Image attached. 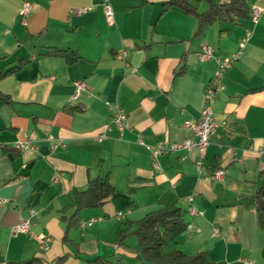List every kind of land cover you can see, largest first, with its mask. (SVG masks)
I'll return each mask as SVG.
<instances>
[{"label":"crops","instance_id":"obj_1","mask_svg":"<svg viewBox=\"0 0 264 264\" xmlns=\"http://www.w3.org/2000/svg\"><path fill=\"white\" fill-rule=\"evenodd\" d=\"M165 1L31 0L24 17L23 0H0V73L22 64L0 77V264L34 257L36 264L88 258L148 264L124 246L126 239L115 242L118 230L171 203L187 211L193 226L176 240L182 251L206 252L205 264H264V225L254 202L264 170V0H247V18L218 20L201 37L194 35L197 18L164 10ZM190 1L209 7L207 0ZM254 8L261 11L256 22ZM203 44L214 49L206 62L199 59ZM50 50L73 51L79 59L69 63ZM239 50L213 104L218 128L200 169L195 147L154 159L149 146L194 137L185 123L198 120L207 104L217 58ZM77 81L87 89L74 101ZM118 106L127 127H113L98 140ZM25 140L31 144L17 148ZM218 169L225 175L213 177ZM106 173L115 194L81 209L77 225L68 228L75 191ZM27 218L31 230L14 233ZM39 234L52 237L45 253Z\"/></svg>","mask_w":264,"mask_h":264},{"label":"trees","instance_id":"obj_2","mask_svg":"<svg viewBox=\"0 0 264 264\" xmlns=\"http://www.w3.org/2000/svg\"><path fill=\"white\" fill-rule=\"evenodd\" d=\"M207 1L209 7L206 10H200L190 0H168L163 3V9L177 8L187 15L197 18L198 23L194 33L196 37L203 36L206 28L218 20H229L232 23H237L247 18L250 11L247 0ZM47 53L61 55L69 63L79 59L77 53L69 50H50ZM21 66L20 63L18 66L0 73V77L18 70ZM69 110H73V108ZM261 176L263 181L254 194V202L260 222L264 225V170H262ZM115 192L116 190L110 183L108 173L91 178L87 189L75 191L74 206L76 211L71 217L68 228L77 225L78 213L81 209L101 206L107 203ZM186 215L187 211L176 203L160 205L157 209L147 212L133 226L120 227L117 233L118 241L124 243L128 235L135 234L138 238L140 257L148 264H205L203 259L206 252L189 254L175 246H169L171 241L176 242L177 238L187 231L189 223L185 219ZM61 259L63 260L64 257ZM37 262L38 258L34 257L24 261L9 262L8 264H36ZM207 264L218 263L210 262Z\"/></svg>","mask_w":264,"mask_h":264},{"label":"built area","instance_id":"obj_3","mask_svg":"<svg viewBox=\"0 0 264 264\" xmlns=\"http://www.w3.org/2000/svg\"><path fill=\"white\" fill-rule=\"evenodd\" d=\"M33 4L31 0H23L22 7L19 11L20 15L26 17L32 10ZM86 9H81L80 12H85ZM261 11L258 8H254L251 11V18L254 22H256L260 17ZM105 15L110 24H114V10L109 4L105 5ZM250 36V32L247 33L243 42L241 43V48L245 46L248 38ZM125 56V52L122 54ZM242 50L237 51L235 54L231 56H221L217 58L218 67L212 77L211 81L205 87V98H206V106L201 111V116L196 121H186L185 128L188 131H191L194 137L186 138L181 142H172V141H160L153 146H149L152 157L156 159L158 156L166 154V153H175L180 151H189L192 148H197L199 150V159L197 160V169L199 170L203 160L206 157V151L208 146L211 143L212 137L215 135L218 124L215 120V112L213 109V104L216 101L217 94L220 90L224 89L223 79L226 71L232 66L235 60L241 58ZM214 49L209 44H203L202 49L199 52V59L202 62L209 61L214 58ZM76 91L73 95V100L77 101L83 94V92L87 89V84L85 81H77L75 82ZM113 127L123 131L127 127V113L121 108L117 107L115 112L113 113L111 122L106 126L105 131L97 135L98 140H103L107 136V131L111 130ZM31 144L29 140L21 141L17 143V148L24 149ZM184 158V156H183ZM155 167L157 168V163L155 162ZM225 175V171L223 169H218L214 172L213 177H222ZM57 180L56 177L53 178V181ZM189 201L193 200V196H190ZM2 202H8V199L2 200ZM190 211L195 214V208L191 207ZM30 213L35 215L36 211L34 209H30ZM126 212L120 211L118 213V218H124ZM95 219H91L88 221V225H91ZM33 224L32 219L27 218L21 220L17 225L13 227L14 233H27L31 230V226ZM193 228L192 225H188V229ZM217 231V230H216ZM216 234V232H215ZM38 241L41 243L44 250H49L50 244L52 242V237L47 234H39L36 236ZM241 264H254V261L251 259H242Z\"/></svg>","mask_w":264,"mask_h":264},{"label":"rangeland","instance_id":"obj_4","mask_svg":"<svg viewBox=\"0 0 264 264\" xmlns=\"http://www.w3.org/2000/svg\"><path fill=\"white\" fill-rule=\"evenodd\" d=\"M146 215V214H145ZM144 215V216H145ZM117 238V237H116ZM118 241V238L115 240V242ZM119 244H123L121 242H119ZM128 245H131L130 247L132 249H134L138 254H140L138 252V238L135 234H130L126 237V244H124L125 247H127ZM175 246L177 247L179 250H181V244H176V242L174 241H171L169 243V246ZM42 252H46L45 250H43V247L41 248ZM144 261V260H143ZM73 262V261H71ZM80 264H112L110 261L106 260V261H101V260H98V259H89L88 258V261L86 260V262H83V263H80ZM114 264H118V259H115V263Z\"/></svg>","mask_w":264,"mask_h":264}]
</instances>
